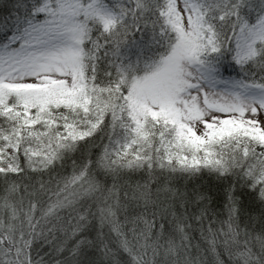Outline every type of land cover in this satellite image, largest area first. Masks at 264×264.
Returning a JSON list of instances; mask_svg holds the SVG:
<instances>
[{
    "label": "snow or ice",
    "instance_id": "6c2138e0",
    "mask_svg": "<svg viewBox=\"0 0 264 264\" xmlns=\"http://www.w3.org/2000/svg\"><path fill=\"white\" fill-rule=\"evenodd\" d=\"M0 264H264V0H0Z\"/></svg>",
    "mask_w": 264,
    "mask_h": 264
},
{
    "label": "trees",
    "instance_id": "16d2710c",
    "mask_svg": "<svg viewBox=\"0 0 264 264\" xmlns=\"http://www.w3.org/2000/svg\"><path fill=\"white\" fill-rule=\"evenodd\" d=\"M229 73H231L232 75H235V71L233 69H229ZM205 183L206 184L208 183L207 179L205 180Z\"/></svg>",
    "mask_w": 264,
    "mask_h": 264
}]
</instances>
